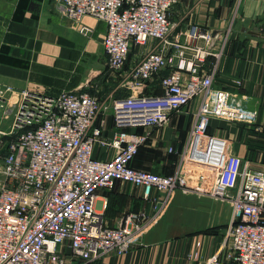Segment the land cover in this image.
Returning a JSON list of instances; mask_svg holds the SVG:
<instances>
[{"label":"built area","instance_id":"1","mask_svg":"<svg viewBox=\"0 0 264 264\" xmlns=\"http://www.w3.org/2000/svg\"><path fill=\"white\" fill-rule=\"evenodd\" d=\"M179 1L60 0L82 34L91 31L82 23L85 16L107 24L109 69L124 74L123 86L131 91L113 105L120 130L112 140L102 138L96 126L103 106L88 91L47 94L0 85V264H90L106 253L125 255L167 206L155 192L190 190L183 173L163 175L132 165L148 138L136 129L166 125L172 113L200 95L187 150L198 166L196 181L212 197L232 204L226 239L233 264H264V167L244 162L230 140L206 136L211 117L253 125L258 109L250 106V95L213 86L224 47H210L211 31L193 24L183 42L171 38L169 13ZM150 39L158 46L125 72L132 45L145 46ZM165 69L169 73L161 75ZM159 75L163 94L143 95ZM97 144L116 152L96 158ZM116 180L140 187L152 209L127 213L119 226L108 227L96 209L97 192ZM217 260L212 256L209 262Z\"/></svg>","mask_w":264,"mask_h":264},{"label":"crops","instance_id":"2","mask_svg":"<svg viewBox=\"0 0 264 264\" xmlns=\"http://www.w3.org/2000/svg\"><path fill=\"white\" fill-rule=\"evenodd\" d=\"M169 18L173 24L170 36L178 42L185 40L193 24L212 32L210 47H224L213 86L250 95V106L258 109L259 117L253 125L211 117L206 136L230 140L233 153L244 162L264 167V0H180ZM82 23L91 29L89 34H82L80 23L64 14L60 0H0V85L47 94L88 91L101 97L105 102L96 126L102 129V138L112 140L120 130L113 105L131 91L123 86L124 74H108L104 48L107 24L93 16H85ZM157 46L155 39L145 46L132 45L124 71ZM212 61L208 58L204 70L211 69ZM168 73L165 69L161 75ZM161 75L146 84L143 95L163 94L156 91ZM202 99L200 95L182 111L172 113L164 126L137 128L148 138L132 162L138 169L158 174L183 173L190 190L155 192L167 206L130 250L123 256L106 253L90 264H233L226 239V229L233 220L232 204L201 189L204 186L196 181L198 166L187 156ZM115 152L112 147L97 144L94 157L109 159ZM97 195L96 209L108 227L119 226L127 213L152 209L151 201L142 197V189L123 180L98 190ZM212 256L218 260L210 263Z\"/></svg>","mask_w":264,"mask_h":264},{"label":"trees","instance_id":"3","mask_svg":"<svg viewBox=\"0 0 264 264\" xmlns=\"http://www.w3.org/2000/svg\"><path fill=\"white\" fill-rule=\"evenodd\" d=\"M209 59H212V57H209ZM165 75V74H164ZM160 83V84H159ZM159 83L156 81V91H157V93H159V94H161L162 92H163V90H162V87H161V82H160V79H159ZM130 94L128 93L127 95H126V92L124 93V95L122 96L123 98H125V97H127V96H129ZM121 97V98H122ZM136 131H137V129H136ZM138 132V131H137ZM143 146V145H142ZM142 146H140L139 147V150H138V153H139V151H140V149H141V147ZM138 153H137V155H138ZM137 155L135 156V158L137 157ZM135 158H134V160H135ZM133 160V161H134ZM135 167V166H134Z\"/></svg>","mask_w":264,"mask_h":264},{"label":"rangeland","instance_id":"4","mask_svg":"<svg viewBox=\"0 0 264 264\" xmlns=\"http://www.w3.org/2000/svg\"><path fill=\"white\" fill-rule=\"evenodd\" d=\"M109 70H110V69H109ZM112 73L116 74L115 72H113V71H111V70H110V73L108 72V74H109L110 76L113 75ZM128 93H129V92L126 91V95H127ZM96 97L98 98L99 102L103 105V103L105 102L104 99H102L101 97L99 98L98 96H96ZM1 178H2V175H0V179H1Z\"/></svg>","mask_w":264,"mask_h":264},{"label":"water","instance_id":"5","mask_svg":"<svg viewBox=\"0 0 264 264\" xmlns=\"http://www.w3.org/2000/svg\"><path fill=\"white\" fill-rule=\"evenodd\" d=\"M251 34H253V35H262L261 33H259V32H256V31H249Z\"/></svg>","mask_w":264,"mask_h":264}]
</instances>
